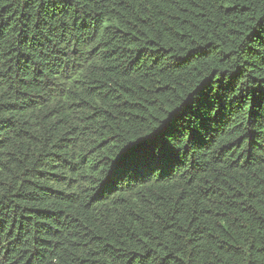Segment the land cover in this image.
Wrapping results in <instances>:
<instances>
[{
    "label": "trees",
    "instance_id": "16d2710c",
    "mask_svg": "<svg viewBox=\"0 0 264 264\" xmlns=\"http://www.w3.org/2000/svg\"><path fill=\"white\" fill-rule=\"evenodd\" d=\"M261 19L0 0V264H264Z\"/></svg>",
    "mask_w": 264,
    "mask_h": 264
},
{
    "label": "snow or ice",
    "instance_id": "6c2138e0",
    "mask_svg": "<svg viewBox=\"0 0 264 264\" xmlns=\"http://www.w3.org/2000/svg\"><path fill=\"white\" fill-rule=\"evenodd\" d=\"M31 2L35 3L36 0H31ZM40 2L42 4L43 0H40ZM49 3L71 4V0H49ZM252 36L259 37L264 40V19L259 21L252 33ZM252 36H250L249 39H251ZM241 104L247 105V116L249 117L247 126H249V135H251L254 139L256 137L264 139V91H262L258 96H255L250 104H248L246 100L241 101ZM241 125L246 126L244 121L241 122ZM168 135H171V133H168ZM179 136L182 137L183 133H179ZM174 139L176 138L174 137Z\"/></svg>",
    "mask_w": 264,
    "mask_h": 264
}]
</instances>
